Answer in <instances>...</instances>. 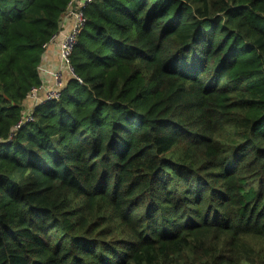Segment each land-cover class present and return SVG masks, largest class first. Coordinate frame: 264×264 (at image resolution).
<instances>
[{
    "label": "trees",
    "instance_id": "1",
    "mask_svg": "<svg viewBox=\"0 0 264 264\" xmlns=\"http://www.w3.org/2000/svg\"><path fill=\"white\" fill-rule=\"evenodd\" d=\"M71 1L0 0V264H264V0H94L18 127Z\"/></svg>",
    "mask_w": 264,
    "mask_h": 264
},
{
    "label": "built area",
    "instance_id": "2",
    "mask_svg": "<svg viewBox=\"0 0 264 264\" xmlns=\"http://www.w3.org/2000/svg\"><path fill=\"white\" fill-rule=\"evenodd\" d=\"M94 0H72L69 4L68 10L64 15V20L70 19L72 23V28L69 32L66 34L59 33L63 36L62 40L59 39V34L56 36L52 42L46 47L48 49L51 46H58L59 47V58L61 65L63 68L70 73V75L74 78H76L74 70L71 66V55L73 53L74 47L76 46L77 39L81 31L84 29V27L87 24V19L85 16V10L93 4ZM62 31V30H61ZM60 31V32H61ZM41 70V68H40ZM41 74V73H40ZM63 71L60 73H57L54 78V86L47 89L45 91V97L40 98V93L44 89V85L41 87L35 88L31 91V93L28 96V100L32 102V108L29 110L28 113L24 111L25 118L18 127L21 126V124L27 123V122H33V110L40 104H43L46 101H59L61 99V89L63 88V79L62 75ZM25 107H27L25 105ZM29 107V106H28Z\"/></svg>",
    "mask_w": 264,
    "mask_h": 264
},
{
    "label": "crops",
    "instance_id": "3",
    "mask_svg": "<svg viewBox=\"0 0 264 264\" xmlns=\"http://www.w3.org/2000/svg\"><path fill=\"white\" fill-rule=\"evenodd\" d=\"M71 28H72L71 20L70 19L64 20L63 29L60 33L64 35L67 32H69ZM41 69L43 71V73H41V78L43 81L44 89L40 93V98H44L45 91L54 86L53 79L51 78L50 73H60L63 71V74H64L66 70L65 67L63 68V66L60 63L59 49L56 45L51 46L48 49H46L44 53ZM50 69L53 72H51ZM30 105H32V102L27 99L26 106L30 107Z\"/></svg>",
    "mask_w": 264,
    "mask_h": 264
},
{
    "label": "rangeland",
    "instance_id": "4",
    "mask_svg": "<svg viewBox=\"0 0 264 264\" xmlns=\"http://www.w3.org/2000/svg\"><path fill=\"white\" fill-rule=\"evenodd\" d=\"M50 71L51 72H53L51 69H50ZM40 73H43V71H42V69L40 70ZM57 73H50V76H51V78L53 79V84H54V78H55V75H56ZM62 75V81H63V87H65V86H67V84H68V81L70 80V79H72V78H74V77H72L71 75H70V73L67 71V70H65V73L64 74H61ZM52 84V85H53ZM33 106L32 105H30V107H25V109H24V111H26V113H28L29 112V110L32 108Z\"/></svg>",
    "mask_w": 264,
    "mask_h": 264
}]
</instances>
